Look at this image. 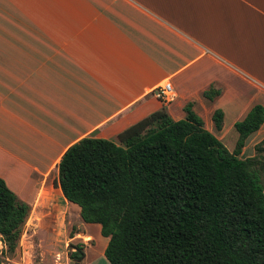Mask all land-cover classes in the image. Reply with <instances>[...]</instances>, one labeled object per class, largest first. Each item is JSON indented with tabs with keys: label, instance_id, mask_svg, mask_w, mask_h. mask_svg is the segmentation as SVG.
<instances>
[{
	"label": "crops",
	"instance_id": "obj_1",
	"mask_svg": "<svg viewBox=\"0 0 264 264\" xmlns=\"http://www.w3.org/2000/svg\"><path fill=\"white\" fill-rule=\"evenodd\" d=\"M166 81L177 93L170 115L185 118L192 102L223 141L264 106V0H0V176L34 207L54 192L70 146L86 136L118 142L164 107L155 90ZM263 138L264 124L241 157ZM84 226L93 237L84 263L98 264L109 238L100 224Z\"/></svg>",
	"mask_w": 264,
	"mask_h": 264
},
{
	"label": "trees",
	"instance_id": "obj_2",
	"mask_svg": "<svg viewBox=\"0 0 264 264\" xmlns=\"http://www.w3.org/2000/svg\"><path fill=\"white\" fill-rule=\"evenodd\" d=\"M193 106L175 120L164 104L118 142L86 136L62 156L54 184L84 222L100 224L111 264H264V138L254 156L241 157L264 124V106L235 123L233 151ZM213 121L223 128V110ZM31 209L0 176V264L16 252ZM70 246L71 264H85V245Z\"/></svg>",
	"mask_w": 264,
	"mask_h": 264
},
{
	"label": "rangeland",
	"instance_id": "obj_3",
	"mask_svg": "<svg viewBox=\"0 0 264 264\" xmlns=\"http://www.w3.org/2000/svg\"><path fill=\"white\" fill-rule=\"evenodd\" d=\"M237 139L238 132L234 129L222 142L231 150L235 148ZM84 223L79 209L68 203L54 184V192L45 195L32 207L16 252H4L3 260L5 264H69L70 244L83 243L86 246L87 242H93ZM87 229L98 239L94 228ZM94 245L100 248L102 243L97 240ZM0 247L4 248L1 236ZM99 263L110 264L105 256L98 260Z\"/></svg>",
	"mask_w": 264,
	"mask_h": 264
},
{
	"label": "built area",
	"instance_id": "obj_4",
	"mask_svg": "<svg viewBox=\"0 0 264 264\" xmlns=\"http://www.w3.org/2000/svg\"><path fill=\"white\" fill-rule=\"evenodd\" d=\"M156 96L162 100L164 104H170L177 97L176 90L170 81L160 84L155 90Z\"/></svg>",
	"mask_w": 264,
	"mask_h": 264
}]
</instances>
